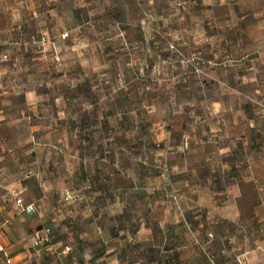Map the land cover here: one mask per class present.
<instances>
[{
	"label": "crops",
	"instance_id": "0c3cea01",
	"mask_svg": "<svg viewBox=\"0 0 264 264\" xmlns=\"http://www.w3.org/2000/svg\"><path fill=\"white\" fill-rule=\"evenodd\" d=\"M67 1L74 13L69 23L52 17L41 25L59 45L62 58L74 60L70 66H80L75 71L78 79L70 85L72 95L65 98L67 105L64 99L55 103V115L45 110L48 76L53 70L65 74L63 67H48L45 61L51 60V53L23 47L0 67V242L13 264H264V0H162L174 11L182 6L184 33L201 31L198 41L187 37L185 52L200 55L202 65L215 62L208 79L183 76L175 102L170 77L145 93L136 82L113 89L112 83L96 79L90 65L82 63L91 49L74 50L70 38L60 37L66 29L89 24L87 14L93 7L89 10L86 0ZM149 2L155 5L159 0ZM63 3L54 0L40 10L41 0H0L1 50L8 51L16 36L25 37L42 11L66 12ZM127 3L122 2L123 10ZM26 10L33 14L28 21L22 18ZM131 28L122 26L119 35L104 39L105 51L98 50L108 57L114 49L125 54L119 50ZM132 42L144 47V53L152 52L155 64L148 70L155 76L164 74L163 69L169 76L182 74L180 64L168 62L170 53L157 35L142 34ZM34 60L46 67L39 72ZM33 77L42 82L39 91L31 87ZM38 109L41 113L32 128L31 113ZM52 122L61 127L70 123L71 149L61 140L62 128L53 129ZM82 122L93 127L85 133L87 138L104 139V134L113 133L119 145L128 131L136 130V138L143 141L141 150L151 142L148 159L162 161L164 154H174L183 177L169 183L158 170L143 174V161L138 159L133 179L126 172V159L120 163V158L106 157L110 147L100 155L90 148H73L83 141V132L73 125ZM153 126L157 131L148 133ZM36 130L47 140V149L40 152L32 143ZM55 156L60 161L70 156L71 162L64 167L59 163L60 169L48 163ZM25 173L33 185L23 181ZM38 174L57 180L70 176V186L77 191L72 192L69 208H62L66 199L60 190L55 192L59 203L43 192ZM148 177L154 184L149 188ZM173 189L177 195L169 196ZM28 205L33 209H25ZM52 208L57 210L48 211Z\"/></svg>",
	"mask_w": 264,
	"mask_h": 264
},
{
	"label": "rangeland",
	"instance_id": "374dc122",
	"mask_svg": "<svg viewBox=\"0 0 264 264\" xmlns=\"http://www.w3.org/2000/svg\"><path fill=\"white\" fill-rule=\"evenodd\" d=\"M34 1H36V0H34ZM38 1H40V0H38ZM62 1L64 2L63 3V5H64L63 10H65L66 12H62V13L59 12L58 13L55 11H52V12L42 11L41 15H39L40 21H38L34 27L30 25L31 27L28 28V30H27V32H29V33H27V35H25V37H22L21 35H19V36H16V38L12 39L10 41L11 44H8V46H7L8 51H2L0 48V55H6L4 60L0 59V67L10 63L12 55H14V53H16V52H19L18 50L22 49L23 47H26L28 49H32L33 51H35V50L39 51L42 54L51 53V55H50L51 60L48 59L49 61L48 60L45 61L46 63H48V67H54L55 69H56V67H58V68L63 67V70L65 71V72H62V73H65L63 76H60L59 75L60 73H55L54 70L48 76V87H47V89H49L50 92L46 93L48 101H47V105H45V106H47L45 108V110L47 109V111L52 115L56 114V112H55L56 108L54 107L56 104L59 105V103L61 101H63V99L65 100L66 97L67 98L71 97V95H72L71 89L72 88L70 85H71V83H73L72 81H75L78 79L77 75H75V71H78L76 68L80 67V66L76 67V65L70 66V63L71 62L74 63V60L72 61V59L70 60L69 58H67L65 60V58H62V56L60 54L59 45L54 44L53 39L48 38L43 33V31H41L42 30L41 25L45 24L44 23V22H46L45 19H47V21H48L52 17L53 18L55 17L57 20L59 18L62 20L63 25H66L67 23H69L71 21V17H72L71 14L74 15V13L70 12L69 6L67 5L68 1L67 0H62ZM125 1H128V3L125 6V10H123L122 9V7H123L122 2L125 3ZM134 1L135 0H123V1L122 0H86L85 2L88 3L89 6H87V7L89 8V10L93 7L92 8L93 10L87 14V15H89L88 17L90 18L87 20L88 21L87 23H89V24H85L84 25L85 27L80 25L79 27L73 29L72 31H69V29H66L65 31H63L60 34V37L63 38V40H68L70 38V40L72 42L71 47L74 50L76 48H78L79 50L91 49L89 52L90 53V56H89L90 59L89 58L86 59V57H85L83 59V62H82V63H84L83 65L84 66L90 65L89 71L94 72V73L91 72V74L94 76H97L96 79L99 78L100 81L106 80L107 83H109V84L112 83L113 89L114 88L118 89L121 86L125 87V86L131 84L132 82H136L137 84L143 85L142 86L143 93H145L146 90H148L149 87H151V86L153 87L154 84H158V83L159 84L160 83L166 84L167 78L169 79V77H170V79L172 80V82L174 84V88H176V89H174L175 91H173L171 93L172 94L171 97L173 98L172 102H175L178 100V87L180 84V80L183 78V76H187L186 74L188 73V74L195 76L197 79H202L204 77L208 79V78H210L209 74H208L209 73L208 72L209 66L215 65V62L210 61L207 63V65H202L201 63L203 61H201L200 55L188 54L185 52L184 48H187V45L189 44L187 42L188 41L187 37H189L191 41H193V40L198 41V37L200 36L201 31L199 28H196V29H191V31L189 30V32H186V33L183 32V30L181 29V26H182L183 21H184L183 13H182L183 9L181 8L182 6H178V9L176 11H174L171 8L167 7V4L163 3L162 0H159V2L155 5H153L152 2L150 3L149 0H136V3H134ZM175 1H176V3H178L179 1L181 2V0H175ZM51 2L54 3V0H52V1L47 0L46 3H48L50 5ZM60 2H61V0H60ZM170 2H174V0H170ZM46 3H43L41 0V4L37 9L41 10L43 8H46V5H47ZM108 3H109V5H108L109 8H106V5ZM159 3H162L161 6L159 5ZM26 11L27 12H25L23 14L22 18L25 21H28L29 18L31 17V15H33V14L29 10H26ZM171 11H173V12H171ZM30 13H31V15H30ZM170 13H172V14L170 15ZM36 15L38 17V11H37ZM81 18H84V13H81ZM37 19H39V18H37ZM54 21H56V20H54ZM41 23H43V24H41ZM99 25L102 28H99ZM173 25L176 27V29L171 27ZM122 26H126L127 30L129 29V27H132L130 29V31H128L125 34L128 41H126L125 44L120 46L121 49L119 50V52L120 53L123 52L125 54L119 55L115 51L116 49L111 50V51H114V54H112L109 57L107 55L101 53L98 49L105 51L104 47L107 46L104 39L113 38V37H116L117 35H119L118 30H120V28ZM169 28L171 29V31H170V34L168 36L166 31ZM47 30H48V28H47ZM47 30H46V32H47ZM142 34L145 36H150V35L156 36L157 35L160 39H162V41L165 43L166 48L168 49V51L170 53V58L168 59V62L170 63V65L172 64L175 66L177 64H180L182 74H179V75L174 74L172 76H169V74L165 73L166 72L165 69H163L164 74L159 75V76H155L154 73L149 72L150 68H152L155 64V62H151V60H150L151 55H153L152 52L149 50L148 52L144 53V47L142 49V47H140L138 44H134V42L131 43V39H134L135 36H140V35L142 36ZM62 35H65V36L63 37ZM91 37H93L95 39V42L92 41L93 39ZM137 46H139V47H137ZM70 50H71V48L69 49L68 52H70ZM26 52H30V50H27ZM32 53H35V52H32ZM32 62L36 67H38L37 69L39 72L46 67L45 66L46 64L44 62H43V64H41L42 63L41 61H39V63L37 61L35 62V60ZM116 62L118 63V66L116 65L117 67L113 66L116 64ZM67 65H68V68H66ZM125 67H126V70L123 71L124 73H122V72L119 73V71L121 69H125ZM153 70H155V68ZM103 71H105V72L103 73ZM116 71H118V72H116ZM125 71H126V73H125ZM147 72H149V73H147ZM167 75H168V77H167ZM55 79H57V82ZM32 81H34V77L32 78ZM40 83H42V82L34 81L31 87H36L37 90H35V91H39V87H41V86H39L38 88H37V86ZM64 84H65V86H67L66 89H64L65 87L63 86L64 90H62V91L56 90V89H60L61 85H64ZM56 85H59L58 88H56ZM40 92L42 93V91H40ZM161 93H160V97H159L160 100H162L164 98V94H161ZM32 98H33V96H32ZM66 102L67 101L65 100L64 103H66ZM66 105H67V103H66ZM162 105H164V104H161L159 106L160 115H161V111H163ZM174 108H177V106L174 105ZM143 109H144V111L147 109V108H145V104L143 105ZM45 110H44V112H45ZM165 111H166V109H165ZM40 113H41L40 109H38L36 111V113H34V115H36V116H34L33 113H31V120L30 121H32L31 122L32 128L34 127V124L37 122V120L39 118L38 115ZM143 114H146V112H144ZM52 123H53L52 124L53 129L61 130V128H62V130L64 132H62V139L61 140H62V142L65 143L66 149H71L70 148V143H71L70 140L71 139L69 136L70 129H68V128H70V123L68 122V125L64 126L65 128L59 126L58 122H57V125H55L54 122H52ZM24 125H25L24 126L25 130L28 131L27 123H25ZM74 126L78 128V131L80 133L83 132L82 133L83 141L80 140L78 144L73 145V148H82V149L83 148L84 149L90 148L92 153L94 151L95 153L100 155L99 151L105 152L110 147V149H113V150H109L108 152H106L105 153L106 157L117 158V159L120 158V160H121L120 163H122L123 160L126 159V161L124 162L125 166L127 168L126 172H127V174L132 173L133 179H135L134 178L135 171L133 170V168L137 165L138 159H142V161H143V164H141L143 166V168H142L143 174H146V173L150 174L153 169L158 170L159 175H163V176L165 175L166 176L167 179L164 181H168L169 183H174L175 181H177L178 179H181L183 177L182 176V170H181V168L177 162L178 160H174V158L176 159L178 157L174 156V154H168V155L164 154L165 158L162 161H155L154 159L150 161L148 159V157L150 154L149 144H151V142L147 143V145L144 143L145 147L141 150L140 147H142L143 141L136 138V133H135L136 130L132 131V134L129 133V131H128L127 138L123 141L120 140V142H121V144H120L121 146H120L117 138L112 139L113 135H114L113 133H111L110 136L104 134V139L93 140L90 137L87 138L86 134H85V133H89V130L93 129V127L91 128L92 125H90V128H89V125L87 123L82 122V123H79L77 125H73V127ZM131 126L133 127L134 125L132 124ZM145 126H147V125H145ZM99 127H102V126L101 125L96 126L97 129ZM47 129H49V127ZM139 129H140V127H139ZM30 131H32V129ZM34 131L35 130H33L32 133H34ZM156 131H157L156 126H153L151 128L150 132H148V133H154ZM32 135H34V134H32ZM39 137L40 136L38 135L37 130H36L35 135H34L33 140H32V143L36 144L37 149L41 148V150H39L38 152L42 151L43 148L47 149V145L44 144V142L47 141V140H45L46 138H39ZM45 137H48V136H45ZM160 141L161 140H159L155 146L158 149L160 148V144H159ZM49 142L55 143L53 140H50V138H49ZM139 143H141V146ZM111 151H114L116 153H118L117 151H119L120 154L115 155ZM66 153H67V150L64 151V154H66ZM79 153H81L80 150H79ZM58 157L59 156L56 157L57 158L56 160L53 157H52L53 159H51V160L48 159V163H50L52 161V163H54L56 166H60L59 163H61L62 166L64 167L65 165L68 166L69 162H71L70 156H68L67 158L63 157L62 161H60V159H58ZM64 158H65V160H64ZM144 161L146 163H144ZM64 163H65V165H63ZM52 166H53V164H52ZM36 168L38 170L40 169L39 167H35V169ZM41 169L39 170L40 172H41ZM60 169H61V166H60ZM131 169H132V171H131ZM63 174L65 176L66 174H68V172L66 173L64 171ZM27 175L28 174L25 173L24 175H22L21 178L25 182H27L29 180L28 183L33 185L34 181H33L32 177L27 176ZM41 175L42 174H38L37 177H38V182H40V180H41V182L44 183V187L42 186L43 192L48 193V194L50 193L51 199L53 198L54 201H56L57 199L55 198V192L60 190L59 193H63V195H64L63 199H66V200H63V202H62L63 203L62 208H69L71 205V201H73V199H74L73 193H75L74 191H77V189H75V188L72 189L70 186L71 185L70 176H66L67 178H62L61 180H59V179L57 180V179H55L56 177H54V176L51 178V175H49V177H47L46 179L43 178V176H41ZM60 177H62V176H60ZM151 181L152 180L149 177L147 180H145L147 188H149L153 184ZM177 193H178V191L173 189V191L169 192L168 195L169 196L170 195H177ZM56 202H58V200ZM49 210L54 212L57 209L55 210V208H52V209H48V211Z\"/></svg>",
	"mask_w": 264,
	"mask_h": 264
},
{
	"label": "built area",
	"instance_id": "2783aa9c",
	"mask_svg": "<svg viewBox=\"0 0 264 264\" xmlns=\"http://www.w3.org/2000/svg\"><path fill=\"white\" fill-rule=\"evenodd\" d=\"M63 37L65 35H62ZM6 55H0V59L4 60ZM197 70V69H196ZM17 203L21 205V199H17ZM27 210H32L33 206L28 205L25 207ZM211 236V234H209ZM0 264H13L12 257L7 253L4 245L0 242Z\"/></svg>",
	"mask_w": 264,
	"mask_h": 264
}]
</instances>
